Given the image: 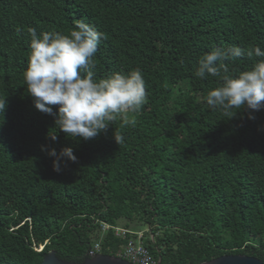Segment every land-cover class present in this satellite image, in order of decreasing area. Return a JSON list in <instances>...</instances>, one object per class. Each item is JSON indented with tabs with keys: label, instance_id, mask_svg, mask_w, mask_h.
Masks as SVG:
<instances>
[{
	"label": "trees",
	"instance_id": "16d2710c",
	"mask_svg": "<svg viewBox=\"0 0 264 264\" xmlns=\"http://www.w3.org/2000/svg\"><path fill=\"white\" fill-rule=\"evenodd\" d=\"M80 20L104 34L95 78L139 69L147 92L87 141L36 110L23 79L28 29L68 34ZM230 45L264 50V0H0V264H40L50 251L79 263L95 243L118 257L143 229L157 264L264 262V110L213 109L220 78L194 75L202 55ZM257 59L225 63L238 74ZM42 146L77 159L57 173Z\"/></svg>",
	"mask_w": 264,
	"mask_h": 264
},
{
	"label": "clouds",
	"instance_id": "9594fccd",
	"mask_svg": "<svg viewBox=\"0 0 264 264\" xmlns=\"http://www.w3.org/2000/svg\"><path fill=\"white\" fill-rule=\"evenodd\" d=\"M28 34L30 53L23 72L27 93L34 108L55 115L56 127L68 136L93 139L122 114H135L146 103V83L139 69L95 78L94 57L104 34L94 26L80 20L68 34L49 31L38 35L35 28H29ZM245 55L258 59L249 70L230 73L225 61ZM194 75L201 79L207 75L220 78L219 86L206 97L207 105L213 109L225 113L242 108L252 112L264 110V50L260 46L214 48L199 58ZM51 106H58L55 114ZM5 108V99H0V114ZM249 118L254 119L251 115ZM114 140L123 143L124 137L114 132ZM41 150L55 158L53 170L57 173L62 170L64 158L71 162L77 159L71 147L59 154L43 146Z\"/></svg>",
	"mask_w": 264,
	"mask_h": 264
},
{
	"label": "water",
	"instance_id": "95a60500",
	"mask_svg": "<svg viewBox=\"0 0 264 264\" xmlns=\"http://www.w3.org/2000/svg\"><path fill=\"white\" fill-rule=\"evenodd\" d=\"M40 264H133L125 259L104 254H96L93 257L86 256L82 262H68L57 258L53 251L48 252ZM202 264H264L261 260L244 255H224Z\"/></svg>",
	"mask_w": 264,
	"mask_h": 264
},
{
	"label": "built area",
	"instance_id": "2783aa9c",
	"mask_svg": "<svg viewBox=\"0 0 264 264\" xmlns=\"http://www.w3.org/2000/svg\"><path fill=\"white\" fill-rule=\"evenodd\" d=\"M111 228L110 226L106 224H102L101 231H106L107 229ZM115 231V234L117 236H122L128 231L120 228H112ZM136 237L134 239H129L127 244L124 246L122 251L118 253V257L127 260L128 262H131L133 264H157L155 260L152 259V257L149 255L148 251L145 249V247L142 245L141 233H136ZM42 247L40 246L37 248V251H40ZM100 251V245L99 243H95L87 252L88 257H93L96 254H98Z\"/></svg>",
	"mask_w": 264,
	"mask_h": 264
},
{
	"label": "rangeland",
	"instance_id": "374dc122",
	"mask_svg": "<svg viewBox=\"0 0 264 264\" xmlns=\"http://www.w3.org/2000/svg\"><path fill=\"white\" fill-rule=\"evenodd\" d=\"M144 231H145V230L143 229V230H141V231H140V232H138V233H141V234H143V233H144Z\"/></svg>",
	"mask_w": 264,
	"mask_h": 264
},
{
	"label": "bare ground",
	"instance_id": "6f19581e",
	"mask_svg": "<svg viewBox=\"0 0 264 264\" xmlns=\"http://www.w3.org/2000/svg\"><path fill=\"white\" fill-rule=\"evenodd\" d=\"M79 20V19H78Z\"/></svg>",
	"mask_w": 264,
	"mask_h": 264
}]
</instances>
